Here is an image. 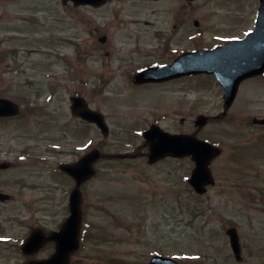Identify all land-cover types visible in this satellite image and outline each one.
<instances>
[{
    "label": "rangeland",
    "instance_id": "374dc122",
    "mask_svg": "<svg viewBox=\"0 0 264 264\" xmlns=\"http://www.w3.org/2000/svg\"><path fill=\"white\" fill-rule=\"evenodd\" d=\"M256 2L196 0L189 9L175 0H108L93 10L0 0V97L20 105L14 119H0V161L12 164L0 171V191L12 195L0 204V264L52 252L26 257L19 246L34 228L61 226L74 182L58 166L90 149L102 156L80 187L88 239L72 263L149 264L161 254L180 264H264V126L253 123L264 117V75L242 82L227 110L210 76L141 86L131 78L176 52L243 37ZM77 95L103 113L107 137L72 117ZM199 115L208 120L196 127ZM154 123L216 147L205 194L186 183L189 156L147 163L142 133ZM228 228L240 237L241 261Z\"/></svg>",
    "mask_w": 264,
    "mask_h": 264
},
{
    "label": "water",
    "instance_id": "95a60500",
    "mask_svg": "<svg viewBox=\"0 0 264 264\" xmlns=\"http://www.w3.org/2000/svg\"><path fill=\"white\" fill-rule=\"evenodd\" d=\"M64 3L69 0H62ZM76 5L97 4L100 5L104 0H70ZM261 1V9L259 12V21L256 30L247 34L243 40H236L227 43L223 47H218L213 50L196 51L191 54H184L179 59L173 62V66H162L161 68H151L141 71L134 76V82H162L173 77H178L188 73H209L215 74L218 82L223 87L224 106L229 108V105L235 98L239 82L250 76H256L264 72V0ZM105 39H102L104 41ZM72 105L71 113L80 117L87 122L94 123L97 128L107 135L108 128L104 122L102 114L88 109L86 102L80 97L71 98ZM18 106L7 99H0V117L13 116L17 114ZM258 124H264V119L255 121ZM205 118L198 117L196 125H203ZM143 137L149 142V163L164 157L169 154L173 157H183L191 155V160L194 161L195 167L192 170V175L188 181L191 183L197 193H202L204 187L212 183L208 165L212 157L216 153L210 144L204 141L196 140L191 136L171 135L167 132H162L157 126L151 127L144 132ZM100 158L97 151H92L87 156L83 157L76 165L62 166V169L70 176L74 177L76 187L71 192L70 210L71 215L64 223L59 233L51 234L45 238L41 233H33L30 238L24 243L23 250L30 253L38 249L42 242L53 239L56 245V250L51 259L41 260L39 262L31 261L26 264H67L68 256L78 247V228L80 224V193L79 186L87 178L91 177V163ZM5 165H0V168H5ZM226 234L230 238V246H232L233 254L239 261L241 259L239 245V236L234 229H228ZM151 264H178L174 259L165 258L162 256H153Z\"/></svg>",
    "mask_w": 264,
    "mask_h": 264
},
{
    "label": "flooded vegetation",
    "instance_id": "af4514ba",
    "mask_svg": "<svg viewBox=\"0 0 264 264\" xmlns=\"http://www.w3.org/2000/svg\"><path fill=\"white\" fill-rule=\"evenodd\" d=\"M108 1V0H107ZM154 1H156V2H159V0H154ZM176 2H178L179 4H183L185 7H187V8H191V4H189L188 2H186V0H175ZM93 10H95L97 7H95V8H93V7H91ZM255 15H256V9H255V11H254V20H253V23L255 22V20H256V18H255ZM183 51H186V50H183ZM183 51L182 52H176L174 55H172V58H169V59H172V61H173V59L174 58H176L177 56H179V55H181L182 53H183ZM169 59H167V60H169ZM166 60V61H167ZM264 75V74H263ZM263 75H261V76H263ZM195 76H199V75H195ZM195 76H184V77H181V78H176V79H173V80H171V81H169V82H173V81H179V80H182V79H184V78H186V77H195ZM260 77V76H259ZM258 77V78H259ZM249 79H251V78H249ZM247 81V80H246ZM146 156H147V153H146ZM78 160V159H77ZM75 162H76V160H75ZM75 162H73L72 161V163H75ZM11 166H12V164H9L8 165V167H7V169H5V170H8V169H10L11 168ZM5 170H3V171H5ZM191 188V187H190ZM192 190V189H191ZM0 193H4V192H2V191H0ZM4 194H9V193H4ZM9 199H12V195H10L9 194V197H8ZM1 199H3V198H1ZM5 200V199H4ZM8 202V201H7ZM7 202H5V203H7ZM36 228H34L33 230H35ZM41 229V228H40ZM59 229V228H58ZM58 229H51V231H47L46 232V234H49V233H51L52 231H56V230H58ZM43 231V230H42ZM81 238V237H80ZM54 243L53 242H51V243H48L45 247H49V249H51V251L52 250H54ZM52 253V252H51ZM47 257H51V254H50V251H49V253H48V256ZM69 264H74V263H72L71 262V260H70V263Z\"/></svg>",
    "mask_w": 264,
    "mask_h": 264
}]
</instances>
